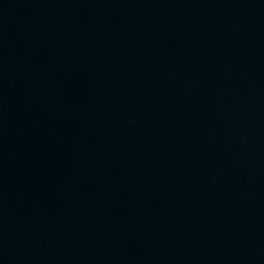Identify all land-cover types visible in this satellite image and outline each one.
Here are the masks:
<instances>
[{"label": "water", "instance_id": "water-1", "mask_svg": "<svg viewBox=\"0 0 264 264\" xmlns=\"http://www.w3.org/2000/svg\"><path fill=\"white\" fill-rule=\"evenodd\" d=\"M0 264H264V73L221 0H0Z\"/></svg>", "mask_w": 264, "mask_h": 264}]
</instances>
